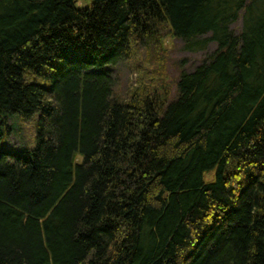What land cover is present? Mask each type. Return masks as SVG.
<instances>
[{
	"label": "trees",
	"instance_id": "obj_1",
	"mask_svg": "<svg viewBox=\"0 0 264 264\" xmlns=\"http://www.w3.org/2000/svg\"><path fill=\"white\" fill-rule=\"evenodd\" d=\"M164 30L217 49L123 100ZM0 264H264V0H0Z\"/></svg>",
	"mask_w": 264,
	"mask_h": 264
},
{
	"label": "rangeland",
	"instance_id": "obj_2",
	"mask_svg": "<svg viewBox=\"0 0 264 264\" xmlns=\"http://www.w3.org/2000/svg\"><path fill=\"white\" fill-rule=\"evenodd\" d=\"M241 22L233 25L239 29ZM169 31H163L164 37L160 43L139 44L134 47L130 58L115 67L108 68L116 81L117 95L123 100H131L134 90L143 86L148 93H160L161 88L168 89L169 95L176 93V81L183 71L192 72L217 49L216 44H210L206 51L187 52L183 44L175 40ZM133 92V93H132ZM39 115L31 120H10L13 130L3 147L22 149L24 145L30 146L35 136V123ZM17 120V121H16ZM79 161L80 158H79ZM213 178V175L208 179Z\"/></svg>",
	"mask_w": 264,
	"mask_h": 264
}]
</instances>
